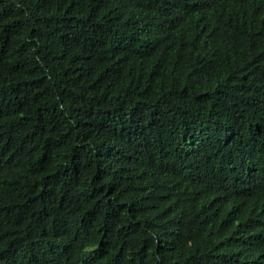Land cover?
<instances>
[{"label": "trees", "instance_id": "trees-1", "mask_svg": "<svg viewBox=\"0 0 264 264\" xmlns=\"http://www.w3.org/2000/svg\"><path fill=\"white\" fill-rule=\"evenodd\" d=\"M0 264H264V0H0Z\"/></svg>", "mask_w": 264, "mask_h": 264}]
</instances>
